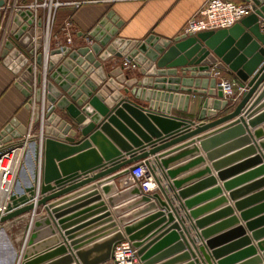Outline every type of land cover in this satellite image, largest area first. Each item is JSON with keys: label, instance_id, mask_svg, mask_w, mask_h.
<instances>
[{"label": "water", "instance_id": "1", "mask_svg": "<svg viewBox=\"0 0 264 264\" xmlns=\"http://www.w3.org/2000/svg\"><path fill=\"white\" fill-rule=\"evenodd\" d=\"M246 1L254 3L255 12L243 18L233 27L219 31L201 32L195 36L180 34L174 38H162L154 33L143 40L123 38L120 36V32L125 21L114 10H110L103 14L88 32L93 41L91 45L84 42L74 49L67 47L51 49L44 99L41 89V73L37 76V83L40 87L35 94L33 93L34 72L31 63V58L35 55L36 50L41 51L43 47L42 19L38 20L36 27L34 23L36 18L31 11H20L13 15V10L10 8L11 22L6 33V36L7 34L9 36L2 44L0 57L3 65L14 76L13 86L27 99L25 109L33 112V126H37L41 122V138L39 140L37 135H34L28 140V148L25 151L23 164L10 196V203L7 205L5 214L0 217V242L7 243L9 249L7 264H14L16 261L19 263L21 258L22 264H35L46 259L28 260L37 248L35 246L32 249L31 246L42 236L40 228L50 225L52 222L55 223L63 237V244L55 248L57 251L55 254L77 251L74 257L66 258L56 264H104L111 260L115 246L124 240H129L138 249L139 264H156L159 259H166L173 252L184 251L186 252L167 260L163 264H179L186 261H193L189 264H230L237 258L239 260L241 255L224 261L219 259L241 245L244 240L224 246L219 250H215V246L222 240L229 239L233 234L228 232L219 238L209 240L211 236L222 231L227 225V223H223L211 227L212 223L214 224L222 213L201 218L224 203L226 199L223 198L219 202L196 208L204 199L210 196V199L213 198L218 190H212L200 197L189 199V196L199 190L202 185L189 187L186 184L190 178L177 180L178 174L184 168L171 169L172 164L192 154V150L186 151V149L194 142L166 154L155 155L169 146L168 144L163 145L168 141L175 139L171 142V144H175V142H180L239 117L198 140L199 142L206 140L205 143H202L203 145L209 144L218 147L225 141L238 136L242 137L237 142L227 144L219 151L221 153L229 152L239 145L249 144L252 136L249 126H257L264 120V114L253 120H251L253 116H249L253 103L264 94V32L260 25V19H264V0ZM4 5L5 2L1 0L0 7ZM1 17L2 13L0 12V21ZM35 35L38 37L37 46L34 43ZM82 35L85 36V34ZM113 58L133 62L135 69L139 70L140 76L130 79L124 74V66L122 65L114 67L110 71L106 70L105 64ZM36 63L40 67L43 66L42 52L37 54ZM213 66L234 74L238 79L239 87L243 89V92L241 101L235 110L226 116L202 124L172 116V109L178 108L187 111L191 93L206 96L200 114L202 121L206 117L216 116L218 111L227 108L229 102L224 99L223 91L218 86V79L212 76L211 69ZM122 91L126 94L131 93L137 99L141 98L150 102L149 109L133 102L128 96H124ZM214 98L218 99L214 100ZM33 99H35V104ZM112 100L120 101L113 106ZM109 106H113V108L107 110ZM123 111H128L134 115L149 136L127 118L124 117V120L131 126L132 132L126 130L115 117H111L113 113L123 116ZM63 112L66 113V118L60 114ZM97 113L105 121L99 120ZM148 119H151L163 134H160L161 132H158ZM68 120L80 126L83 139L75 141L76 132L73 130V124ZM105 122L107 124H104ZM110 124L115 126L120 135L132 140L136 145V150L130 148L121 136L110 128ZM192 127H195L194 130ZM180 128H183L184 131L187 130V132L177 138H171V133ZM28 132L29 127L21 124L14 117L0 131V149H5L12 143L16 145L26 142L25 136ZM247 134L249 136H246ZM163 135L166 137L163 138ZM257 135H262V132H257ZM88 136L96 144V149L89 150L65 162H59L64 156L74 151L75 146L81 145L82 148H87L89 144L86 138ZM136 136L143 139L144 144H141ZM154 139L162 141V143L156 145L158 142H153ZM145 144H149L150 150H147L148 146L145 147ZM123 152L126 153L125 156H123ZM250 153H255V148L234 154L215 164L219 177L224 179L223 172H219V167L230 165ZM217 154L218 152L210 154V160L213 161V157L218 156ZM101 156L105 157L106 164L102 163ZM152 156H155V161L159 163L160 168L166 171V177L171 181V189L176 193L173 198H170L168 195L170 189L167 191V189L160 187L159 192L144 195L139 188H134L131 195L140 198L135 206L146 205L145 210L138 212L137 217L149 211L157 210L153 214L129 225L119 227L112 213L109 212V208L103 202L97 190L98 186H93L84 192L89 193L84 198L63 208H58L59 204L48 205L49 201L103 177L115 174L108 181L119 180L129 175L131 167L139 161H145L147 165H150L152 160L148 159ZM262 160L260 153V156H257L250 163H262ZM245 167L231 168L227 171L233 174ZM79 169L84 173L82 176L86 177L85 180L77 181L74 185L63 188L51 196L39 198L35 193L37 187L41 189V196L55 190L50 184L59 178V172L67 176L64 180H57L55 186L58 188L80 179L82 176L73 175ZM122 169L124 170L119 172ZM96 171L100 172L92 178L88 176ZM260 173L264 174V166L255 171V174ZM70 175L73 176L70 177ZM206 184L215 185L217 180L211 178ZM102 191L109 193L110 190L105 186ZM234 196L232 194L233 198ZM175 198L180 200L181 208L186 210L187 215L185 217H181L179 208H175L173 203ZM33 199L37 200L35 204H27ZM95 202L99 203L94 208V210L98 209L96 215L101 216L80 228L69 230V219L62 217ZM78 203L81 206L71 211L67 210L68 212L64 214L61 213ZM40 206L45 207L48 216L39 218L34 223L24 227V233L28 234L32 229V234L29 240L27 239L28 248L22 257L13 245V236L10 235L9 230L12 226L24 221L20 217L26 213L34 211V219L36 207ZM89 211L85 210L82 214L85 215ZM226 211L229 212L230 210L227 209ZM225 214L226 212H224ZM243 216L246 218L248 215L243 214ZM187 220L193 221L194 226L191 228L202 237L204 244L196 245L195 240L191 237L190 228L185 226ZM120 223L123 221L121 220ZM94 224L97 225L96 227L107 225L98 233L109 230L110 232L98 239L108 238L78 251L83 247L80 245L83 240H75L78 236L77 231ZM50 231L52 232V229ZM65 245H69V247ZM1 250L0 248V253ZM95 253L98 255L97 258H93ZM160 253L162 254L158 256ZM257 262L263 263L259 257L242 264ZM0 264H4V262H0Z\"/></svg>", "mask_w": 264, "mask_h": 264}, {"label": "crops", "instance_id": "2", "mask_svg": "<svg viewBox=\"0 0 264 264\" xmlns=\"http://www.w3.org/2000/svg\"><path fill=\"white\" fill-rule=\"evenodd\" d=\"M3 1L5 2L4 6H7L9 4L11 6V9L13 10L16 6H21L22 4L28 3L30 0H3ZM59 1L62 3V5L57 10V13L55 15V22L52 30V46L54 47L57 46V44L59 43L66 44V36L62 31V28L66 22L73 23L75 28V33L73 35V45L75 47L80 46L82 43L85 42L84 36L82 34L88 33L92 29V27L98 22V20L103 16V14H105L110 10H114L116 14L120 16L122 20L125 21V25L120 32V36L123 38L129 40H143L145 37L153 33L162 38H174L180 34H184V29L188 24V22L191 19L196 18L208 2V0H59ZM226 1H232L239 4L246 2L245 0H226ZM75 4H79V7H75L74 6ZM9 11L10 10H8V12L5 13L4 8L0 7V12L2 13V17L0 21V27H1L0 51L11 22V14L9 13ZM260 21L263 22L264 19H260ZM125 62L127 61L120 60L118 58H113L112 60H109L105 64V66L106 69L110 71L112 68L114 67L116 68L117 66L122 65L124 66V74L126 76H128L130 79L138 78V73L140 72L139 70L135 69V65L133 64V62L128 63V65L126 66L124 65ZM220 72H221V77L223 79L229 81H235L237 83L235 88L237 94L242 92V89L239 87L238 79L235 77L234 74H230L224 70H220ZM13 80H14V76L3 65L2 59L0 57V131L6 126V124H8L15 117L21 122V124L27 125L29 127V132L25 136L26 138L29 136L32 137L34 136V134H36L37 138L40 140L41 138L40 130L38 132L37 129H34V126L32 124L33 112L25 109V104L27 103V99H25V97L21 94V92L13 86ZM122 93L124 94V96H128L133 102L139 104L140 106L146 109H149L150 102L146 101L145 99H141V98L137 99L131 93L126 94L123 91ZM190 96L191 98L189 101L187 111L179 110L178 108L172 109L171 115L181 117L187 120H191L196 124L208 123L232 113L241 101V96H237L235 99H231L228 110L224 112L219 111L216 117L213 118L206 117L205 121H202L200 119V114L206 98L204 96L205 99L204 101H202L203 95L195 94V93H191ZM216 99L218 98H214V100ZM119 101L120 100L117 101L112 100L113 106L117 105ZM113 106H109L107 110L112 109ZM60 114H62L66 118L65 112ZM262 114H264V94L253 103L249 116H253L251 119L253 120L255 118H258ZM96 115L99 116V120L103 118L98 113ZM111 117H115L124 126L126 130L132 132L131 126L127 124L124 120L125 117L128 120L132 121L134 124H136L145 134H147V136H149V134L146 132L144 127L138 122L139 120H137L135 116L129 113L128 111H123V116H119L113 113ZM237 118L239 117H235L233 120H237ZM68 121L73 124V130L76 132L75 141L77 142L83 139L80 126H77L70 120ZM101 121L103 122L105 121V119H102ZM148 121L154 128L158 130V132H161V129L156 124H154L151 119L150 120L148 119ZM229 122L221 124L208 131L190 136L180 142L177 143L175 142V144H171V142H173L175 139H173L172 141H168L163 145L168 144L169 146L166 147L160 153H157V155L155 156L166 154L168 152H171L172 150H176L178 148H181L182 146H185L186 144L194 142L193 145H191L186 149V151L192 150V154L172 164L171 169L184 168V170H182L180 174H178L177 180L190 178L189 182H187L186 184L189 187L193 188L194 186L202 185V187L199 190L193 192L194 194L189 196V199L200 197L208 192H211L212 190H218L217 194H215L213 198L210 199L211 197L210 196L208 197L209 199L208 198L204 199L203 201L200 202V205L197 206L196 208H202L207 204L219 202L223 198L226 199L224 203L218 205L214 210H212L209 213H206L204 216L201 217V218H205L214 214L222 213L219 219L216 220L214 224L212 223L211 227L219 224L227 223L226 227L222 231L217 232L215 235L211 236L209 240H212L214 238H219V236L224 235L225 233L228 232L234 234V232L240 226H243L244 228L243 230L244 234H242V236H235V237H230L227 240L225 239L222 240L221 243H218L215 246V250H219L224 248V246H229L231 244L240 242V240H242L243 238L249 240L248 241L249 244L247 243L241 244L238 247H235L230 252L222 256L219 260L224 261L229 258H233L236 255H241L239 260L237 258L233 260V262L230 264H242L243 262H248V261L250 262L256 260L259 257L262 259L263 263L257 262L254 264H264V223H261L260 224L261 226L255 225L253 227V225H250L252 221L258 220L259 218H264V208H263L264 204H260V203L258 204L257 202H259V200L251 201V199L256 198L255 196L258 197V195L264 192V174L263 173L255 174V171L258 168L264 166V120L261 121L257 126L254 127L249 126V130L252 134L249 144L239 145L237 148L229 152L221 153L219 151L225 146H227V144L237 142L238 140H240L239 138L242 137L238 136L235 137L234 139H230L227 142L225 141L221 143L218 147L210 146L209 144L203 145L202 143H205L204 141L206 140L200 142L198 141L200 138H203L207 134L212 133L214 130L220 129ZM104 124H107V122H105ZM109 126L118 135H120V133H118L114 125L110 124ZM192 128H193L192 130H194L195 127ZM259 131L262 132V135H257V132ZM185 132H187V130L184 131L183 128H180L179 130L173 131L171 133L172 135L171 138H177L178 136L184 134ZM160 134L163 133L161 132ZM103 135L105 136L104 133ZM120 136L130 148L132 149L135 148L134 150H136V145L133 143L132 140L125 138L123 135ZM246 136L249 135L247 134ZM165 137L166 136L163 135V138ZM136 139L140 141L141 144H144L145 142L139 136H136ZM86 141L89 144L87 148H82L81 145L75 146L74 151L64 156V158H62L61 161L59 162L61 163L65 162L89 150L96 149V144L91 140L90 136L86 138ZM153 142H158L156 143V145H160L162 143V141L159 140L156 141V139H154ZM144 146L145 147L148 146L147 150H150L151 148L149 147V144L148 145L145 144ZM115 148L117 149L116 146ZM250 148H255V153L244 155L241 158L237 159L236 161L232 162L230 165L224 166L222 168L219 167L220 168L219 172H223L224 179L222 180V178L219 177V173H217L218 171L216 170L217 168L214 165L218 164L222 160L229 158L234 154L237 153L239 154ZM1 150L3 149H0V152H2ZM117 150H119V148ZM214 152H218L217 154L218 156L213 157L212 159L213 161H211L209 156ZM260 153L263 159L262 163L251 164L250 162L254 160L257 156H260ZM125 155L126 153L123 152V156ZM155 156L149 157L148 160L150 161L152 160V162H154V164L157 166L159 172L158 173L159 179L163 184L162 187L167 189V191L170 189L168 191V195L170 196V198H173V196L176 193L171 189L172 186L171 181H169L168 178L166 177V173H165L166 171L161 169L159 163L155 161ZM101 160L103 164H106L105 157L101 156ZM139 162H144V161H139ZM57 164H59L58 161ZM242 166H246V167L241 170H238L237 172H234L233 174L227 171V170H231V168L240 169L242 168ZM123 170L124 169L120 170L119 172H122ZM98 172L100 171L93 172L88 176L92 178L93 176L97 175ZM76 174L81 177L84 173H82V170L79 169L75 171V174L73 175ZM73 175H70V177ZM245 175H248L249 178L248 177L244 178L242 180L243 181L242 183L241 178ZM66 176L64 173L59 172V178L51 182L50 185L53 186L55 190L49 191L41 196V189L37 187L35 193L38 195L39 198L45 196H51V194L58 192L63 188H68V186L74 185L77 181L85 180L86 178L82 176L80 179L72 181L70 183H66L62 187L59 188L56 187L55 183L57 182V180H64L66 179ZM114 176L115 174L111 176L103 177L97 181H93L90 184L85 185L84 187H80L78 189L70 191L65 195H62L58 198L49 201L48 205L59 204L58 208H63L65 206L70 205L73 202H76L81 198H84V196H87L89 194L84 192H87V190H90L93 186H98L97 190L99 191L103 202L106 204V207L109 208V212L112 213L119 227L129 225L157 211V210H152L137 217L138 212H142L146 208V205L135 206V204H137V202L139 201V197L131 195V192L134 188L137 187L132 184L129 175L116 181H108ZM211 178H215L217 180V184L215 185L212 184L211 186L209 184H206L211 180ZM40 183H41V178H40ZM101 183L102 185H100ZM256 183H258V185ZM254 184H256L257 186ZM251 185L254 186L251 187ZM105 186H108L110 188L109 193H104L102 191V188ZM244 188H250L251 191L249 190L250 192L248 191L247 193L242 195L241 193ZM257 192L258 194H256ZM232 194L233 196L235 195L234 198L232 197ZM36 201H37L36 199H33L27 204H35ZM240 202H245V206L238 207L237 204H239ZM173 203L175 208H179L180 211L179 215L181 217H185L187 215V212L185 209L181 208L180 200L175 198L173 199ZM98 204L99 203L96 202L90 203L86 207L80 208L78 210L72 211L64 215L62 217L63 219H67V220L69 219V223H70L69 230H75L76 228H80L84 224L91 222L96 218H99L101 215L99 214L96 215L98 209L94 210V208ZM132 205L134 207L130 209ZM79 206H81L80 203L74 205L73 207H69L68 209L62 211L61 213L64 214L68 212L67 210L71 211ZM227 209H229L230 211L229 212L225 211ZM85 210H90V211L89 213L84 215L82 214V212H84ZM239 210L241 211L242 214H251L252 212H254L253 213L254 215H251L248 218L247 217L244 218L242 217V214H240ZM224 212H226L225 215ZM1 213L3 212H0V215ZM33 213L34 211L30 213H26L25 215L21 216L20 218L24 219V221L19 222L18 224L11 227V228L19 229V234L15 233L14 235L13 229L9 230L11 236L13 235L14 237L12 241L13 245L15 246L17 253L21 254L22 257L25 250L28 248L27 242L32 234V229L28 234L24 233V227L30 225L31 223H34L39 218H45L48 216L47 211L43 206L36 207L34 219H33ZM121 220L123 221V223H120ZM230 221L232 222L228 223ZM96 226L97 225L94 224L89 226L88 228H84L80 231H77L76 234L78 236L76 237L75 240H83L80 243V245H82L83 247L78 251H82L92 246L93 244L100 242V240H103L104 238H108V237H103L102 239H98L110 232L109 230L98 233L102 231L104 228H106L107 225H100L98 227ZM185 226L187 228H190L189 231L191 237L195 240L197 246L204 244L202 237L197 233V231L195 232V230L191 228L192 226H194L193 221L190 220L189 222V220H187ZM50 229H52V232L50 231ZM40 232L42 233L41 238L38 239L31 246L32 249L35 246H37V248L32 252V255L28 258V260L34 261V260H39L41 258L42 259L46 258L42 261L36 262L35 264H56L58 262H62L66 258L74 257L77 251L71 252L70 249H69L70 252L68 253L55 254L57 252L55 248L63 244V237L59 232V229L56 227L55 223L52 222L50 225L41 227ZM1 245H3V247L0 253V262H4L5 264L9 256V249L7 243L0 242V246ZM65 246L69 247V245H65ZM184 252H173L170 255V257L166 259L161 258L162 260L159 259L156 264H163L167 260L175 258L183 254ZM161 254L162 253H160L158 256H160ZM208 254L210 255L209 251ZM97 256L98 255L95 253L93 255V258H97ZM190 262L193 261H186L179 264H189ZM22 263H23L22 258L19 261V263H17V261L16 263L14 262V264H22Z\"/></svg>", "mask_w": 264, "mask_h": 264}, {"label": "built area", "instance_id": "3", "mask_svg": "<svg viewBox=\"0 0 264 264\" xmlns=\"http://www.w3.org/2000/svg\"><path fill=\"white\" fill-rule=\"evenodd\" d=\"M246 1V0H245ZM62 3L59 0H30L28 3L22 4L21 6H16L13 9V15L20 11H31L35 16V26L39 19H42V39L43 47L41 51L35 52V55L31 58V63L33 65L34 72V94L36 90L39 89V84L37 83V76L39 73L42 74V84L41 89L43 92V99L46 95L47 86V67L48 60L50 56V51L52 48H70L74 49L73 45V35L75 33V28L72 22H66L62 28L66 36V44H57V46H52V30L55 22V15L57 10L60 8ZM75 7H79V4H75ZM4 12H8L11 6H3ZM254 3L252 1L245 3H235L226 0H208L206 6L201 10L199 15L191 19L184 29V34L195 36L198 33L206 31H219L224 29H229L235 24L239 23L243 18L254 13ZM43 13V14H42ZM262 31L264 32V21H260ZM1 29V27H0ZM8 34L5 40L8 38ZM37 36L34 37V43L37 46ZM85 43L91 45L93 43L89 33L84 36ZM43 53V66L37 65V54ZM130 62H125V66ZM221 69L213 66L211 69L212 76L218 79V86L222 89L225 99H234L236 97V85L235 81L225 80L221 77ZM243 92V89H242ZM240 92V94L242 93ZM35 97V96H34ZM34 104H35V99ZM33 104V105H34ZM31 138L25 137L26 142L22 144L9 145L0 153V212H6L7 205L10 203V196L13 192L14 184L18 178V173L21 165L23 164V157L25 151L28 147V140ZM7 161V165L4 167V163ZM157 166L154 162L147 165L144 162H139L134 164L131 169L129 176L131 182L137 188L140 189L141 193L144 195L153 194L160 190L162 183L159 179ZM1 213V215H3ZM5 214V213H4ZM140 256L138 254V249H136L132 242L129 240H124L119 242L113 252L111 260L104 264H139Z\"/></svg>", "mask_w": 264, "mask_h": 264}, {"label": "rangeland", "instance_id": "4", "mask_svg": "<svg viewBox=\"0 0 264 264\" xmlns=\"http://www.w3.org/2000/svg\"><path fill=\"white\" fill-rule=\"evenodd\" d=\"M107 70V69H106ZM136 73H138V72H136ZM138 75H139V73H138ZM140 76V75H139ZM237 94V93H236ZM242 94V93H241ZM241 94L240 93H238L237 95H236V97L237 96H241ZM235 97V98H236ZM205 98H206V96H205ZM204 96L202 97V101H204ZM234 98V99H235ZM229 103H230V100L231 99H226ZM228 107H229V104H228V106H227V108L225 109V110H223V112L224 111H226V110H228ZM221 112V111H220ZM218 113H219V111L217 112V115H218ZM216 115V116H217ZM216 116H214V117H216ZM213 118V117H212ZM205 121V120H204ZM40 124H41V122H39L38 123V125L36 126V125H34V129H37V131L39 132V130H40ZM33 129V130H34ZM37 132V133H38ZM34 135H36V134H34ZM28 148V147H27ZM249 175V174H248ZM248 175H245V176H243L242 178H241V181L244 179V178H246V177H248L249 178V176ZM245 182V181H244ZM242 183H243V181H242ZM257 185H258V183H256ZM256 184H254V185H256ZM254 185H251V187H253ZM256 185V186H257ZM250 190V188H244L243 190H242V195L243 194H245V193H247L248 191ZM251 191V190H250ZM249 191V192H250ZM260 192V191H259ZM256 194H258V192L256 193ZM256 198L255 199H251V201L253 200V201H255V200H259V202H257L258 204L260 203V204H264V192L263 193H261L260 195H258V197L257 196H255ZM247 202H249V201H247ZM237 206H240V207H243V206H245V202H240L239 204H237ZM132 207H134L133 205L130 207V209L132 208ZM264 208V207H263ZM226 211V210H225ZM239 212H240V214H242L241 213V211L239 210ZM254 212H252L251 214H247L248 216H247V218L249 217V216H251V215H254L253 214ZM257 213V212H256ZM258 214V213H257ZM246 215V214H245ZM242 217H244L243 216V214H242ZM243 221H245V220H243ZM261 223H264V218H259L258 220H255V221H252L251 222V224L250 225H253V227L255 226V225H258V226H261L260 224ZM241 225V224H240ZM13 229V232H14V235H15V233H18L19 232V229H16V228H11V230ZM255 229V228H254ZM243 230H244V228H243V226H240L235 232H234V234L232 235V237H235V236H242V234H244L243 233ZM11 235V234H10ZM13 236V235H12ZM12 238H14V237H12ZM242 240H244L243 241V243L242 244H249L248 243V241L249 240H247V239H245V238H243ZM241 240V241H242ZM12 241H13V239H12ZM2 247H3V245H1L0 246V248L2 249ZM2 251V250H1Z\"/></svg>", "mask_w": 264, "mask_h": 264}, {"label": "bare ground", "instance_id": "5", "mask_svg": "<svg viewBox=\"0 0 264 264\" xmlns=\"http://www.w3.org/2000/svg\"><path fill=\"white\" fill-rule=\"evenodd\" d=\"M7 165V161H5V163H4V167ZM108 187V186H107ZM109 188V187H108ZM110 189V188H109ZM140 199V198H139ZM142 205H144V204H142ZM3 215H0V217H2Z\"/></svg>", "mask_w": 264, "mask_h": 264}]
</instances>
